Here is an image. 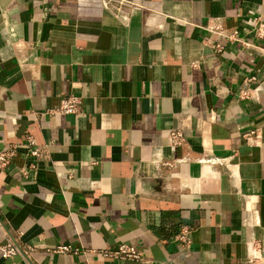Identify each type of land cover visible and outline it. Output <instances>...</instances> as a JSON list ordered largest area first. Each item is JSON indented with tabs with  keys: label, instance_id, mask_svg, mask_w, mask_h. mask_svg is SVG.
<instances>
[{
	"label": "crops",
	"instance_id": "obj_1",
	"mask_svg": "<svg viewBox=\"0 0 264 264\" xmlns=\"http://www.w3.org/2000/svg\"><path fill=\"white\" fill-rule=\"evenodd\" d=\"M135 1L121 22L99 0H0V243L26 250L0 264H264V50L204 29L242 31L264 0ZM68 93L79 114L49 110ZM121 241L140 258L91 250Z\"/></svg>",
	"mask_w": 264,
	"mask_h": 264
},
{
	"label": "built area",
	"instance_id": "obj_2",
	"mask_svg": "<svg viewBox=\"0 0 264 264\" xmlns=\"http://www.w3.org/2000/svg\"><path fill=\"white\" fill-rule=\"evenodd\" d=\"M101 6L109 12L112 16L118 19L121 22L126 21L129 11L133 6L139 5L135 0H99ZM251 26L245 28L240 31L238 29H232L230 31H224L223 26L219 22H212L210 24H206L204 29L208 33V36L211 34L219 35L223 38L224 41H239L244 47L249 46H257L260 49L264 50V18L259 16H253L250 19ZM251 33L253 37L260 41L261 44H257L256 42L250 41L246 38V34ZM211 46L214 50L219 51L223 48V42L214 41L211 43ZM257 81L255 75L251 74L245 78V87L239 90V94L242 97H247L251 94L252 88L249 87V83ZM80 102L81 98L79 95L74 93H68L59 98L58 104L50 108V111H57L61 113H69L73 115L79 114L80 111ZM251 134H253L252 130H248L244 132V136L246 139L251 138ZM168 138L170 144L178 145L184 141V135L179 129H171L168 131ZM22 144L26 148V155L35 159L40 153L43 151V146L37 145L34 141L31 134L27 133L24 136ZM17 144L11 143L3 149H0V168H4L9 164L12 157L16 154ZM226 157L208 155V156H200L197 158L199 164H210V163H224L226 161ZM33 166V163L29 164ZM22 172L25 173L26 169H22ZM189 228L185 225H179L174 234L173 239L176 240L183 246H187L189 243ZM28 249L31 247L28 246ZM57 251H67L72 250L76 251L77 248L74 246H70L68 244H59L54 248ZM93 252L98 253L103 257L115 258V259H138L140 255L136 251L135 247L129 242H118L115 246L109 248H99V249H91ZM10 239H6L4 243H0V255L1 256H9L14 253H25Z\"/></svg>",
	"mask_w": 264,
	"mask_h": 264
}]
</instances>
